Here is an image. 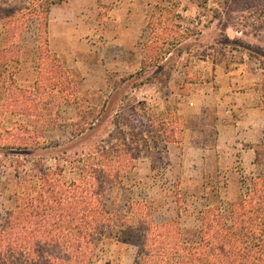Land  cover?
I'll return each instance as SVG.
<instances>
[{"label": "rangeland", "instance_id": "obj_1", "mask_svg": "<svg viewBox=\"0 0 264 264\" xmlns=\"http://www.w3.org/2000/svg\"><path fill=\"white\" fill-rule=\"evenodd\" d=\"M169 1L173 2L172 11L156 8L150 14L153 12L159 30L168 36L165 48H171V59L163 63L159 60L161 64L150 61L147 68L139 70L151 33L147 19L140 28L138 43L134 48L127 46L125 58L119 57V45L108 42L103 35L98 39L85 38L71 70L75 79L73 97H66L67 102L62 104L56 98L61 125L49 129L45 136L53 150H65L75 156L101 142L108 146L121 129L141 133L133 139L134 144L128 145L137 158L134 171L126 178L130 193L115 189L110 193L112 200H154L155 219L163 223L177 219L178 193L185 207L178 220L183 226L192 227L207 201H215L217 196L226 205L240 195L244 181L256 172L255 153L250 146L262 138L264 117L261 122L254 114L247 115L243 110L247 106L243 108L241 102L245 98L251 106L259 105L261 97L264 0ZM34 3L35 0H0V33L10 18L22 30L17 46L21 62L12 65L11 71L15 70L18 83L24 87L33 85L38 75L41 30L35 18L37 11L32 9L37 4ZM182 4L189 8V15L178 12ZM186 36H190L188 41L179 46ZM157 51L158 48L152 56H157ZM157 70L162 73L159 82L147 83ZM171 70L172 77L167 82L164 74ZM73 98H77V104ZM2 99L0 93V133L29 124L28 118L5 113ZM79 110L87 119L97 116L82 136L74 135L77 127L74 131L69 126L71 119L79 117ZM245 114L244 123L235 126V121ZM170 124L183 128L180 142L167 141L165 130L170 129ZM6 159L0 154V204L9 207L12 170L7 168ZM55 164L56 160L50 162ZM66 166L62 180L78 179ZM136 252L133 245L106 240L94 264H134Z\"/></svg>", "mask_w": 264, "mask_h": 264}, {"label": "trees", "instance_id": "obj_2", "mask_svg": "<svg viewBox=\"0 0 264 264\" xmlns=\"http://www.w3.org/2000/svg\"><path fill=\"white\" fill-rule=\"evenodd\" d=\"M63 1L35 0L32 8L37 11L41 30L39 77L34 89H20L13 78L4 76V66L19 60L22 30L10 18L2 31L5 47L0 57V82L8 85L4 112L26 116L29 124L0 133V154L7 157V168L12 170L10 206L0 204V264H94L106 240L135 246L134 264H264V131L260 141L250 146L256 172L244 181L240 195L226 205L214 196L215 201H207L198 211L192 227L178 220L185 209L178 193L177 219L163 223L155 219L154 200H112L110 193L115 189L130 193L126 178L134 171L137 158L128 145L141 133L121 129L108 146L101 142L75 156L49 146L45 132L61 125L56 100L60 98L62 104L66 97H73L75 81L48 48L49 12L51 6ZM154 37L145 45L141 69L153 60L163 63V54L172 52L165 48L167 40L161 43ZM156 48L157 56H152ZM171 72L164 74L167 82ZM161 74L160 70L152 73L147 83H158ZM259 86L264 112V78ZM76 99L72 100L78 103ZM80 111L69 124L74 131L77 127L76 136L85 134L97 119H87ZM115 124L120 128L118 121ZM169 126L167 141L180 142L183 128ZM53 160L57 164L50 165ZM63 163L78 179L62 180L67 167Z\"/></svg>", "mask_w": 264, "mask_h": 264}, {"label": "crops", "instance_id": "obj_3", "mask_svg": "<svg viewBox=\"0 0 264 264\" xmlns=\"http://www.w3.org/2000/svg\"><path fill=\"white\" fill-rule=\"evenodd\" d=\"M172 6L173 2L169 0H64L62 3L51 6L48 18V48L50 52L54 53L61 60L63 66L70 71L76 66V64L74 66L73 63H77V61H75V56L81 50L79 45L83 43L84 39H87V37H95V39H98L103 35L108 42L114 41L119 45L118 48L121 50L119 52V57H128L127 53L129 51L127 46L130 44L132 45L131 47L134 48L135 44L138 43L141 34L140 28L143 27L146 19V26H149L151 30L146 43L153 34L155 36L154 41L161 40L162 43L165 42L163 39L168 40V36L159 30L160 25L156 24L155 18H153L152 15L153 12L150 14V10L159 8L161 12L172 11ZM178 12H183L185 16L190 13L189 8L184 7L183 4L180 5ZM193 23L198 25V22L195 20ZM95 27L97 28L96 30ZM108 28H111V30ZM185 41H188V39H184V41L181 40L179 46L183 45ZM4 45V37L3 34L0 33V57L5 47ZM18 50L20 52L19 60L9 61L4 66V76L7 79L13 78L16 82V86L20 89H34L39 77L38 62V75L31 86H21L16 78L15 70L11 71L12 65H20L21 50ZM144 53L146 54L145 49ZM172 54V52L163 54L164 60H169ZM141 68L142 67H140L139 70H141ZM135 73H137V71ZM228 74H231L230 71ZM7 91L8 85L1 81L0 93L3 96L2 108L5 107V96ZM244 105L247 106V109H243L248 113L247 115L254 114L256 117H259V120L262 122L264 112L260 105V99L259 105L251 106V102L244 98L243 102H241V106L244 108ZM236 107L238 106H234V108ZM6 113L15 117L27 118L23 115H15L10 112ZM247 115L245 114L243 118L237 119L234 123L236 124L235 126L238 127L240 124L244 123Z\"/></svg>", "mask_w": 264, "mask_h": 264}]
</instances>
